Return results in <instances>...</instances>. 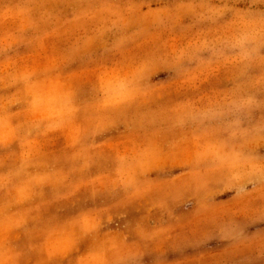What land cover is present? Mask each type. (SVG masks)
<instances>
[{
    "label": "rangeland",
    "instance_id": "1",
    "mask_svg": "<svg viewBox=\"0 0 264 264\" xmlns=\"http://www.w3.org/2000/svg\"><path fill=\"white\" fill-rule=\"evenodd\" d=\"M0 264H264V0H0Z\"/></svg>",
    "mask_w": 264,
    "mask_h": 264
}]
</instances>
